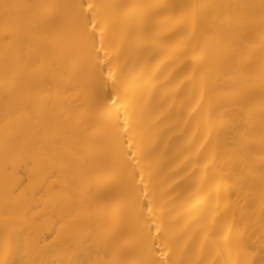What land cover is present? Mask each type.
<instances>
[{
  "label": "bare ground",
  "instance_id": "6f19581e",
  "mask_svg": "<svg viewBox=\"0 0 264 264\" xmlns=\"http://www.w3.org/2000/svg\"><path fill=\"white\" fill-rule=\"evenodd\" d=\"M0 264H264V0H0Z\"/></svg>",
  "mask_w": 264,
  "mask_h": 264
}]
</instances>
